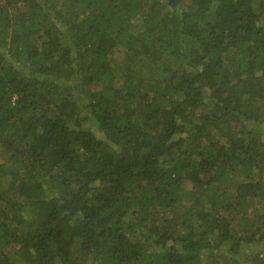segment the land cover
Segmentation results:
<instances>
[{"label": "trees", "instance_id": "obj_1", "mask_svg": "<svg viewBox=\"0 0 264 264\" xmlns=\"http://www.w3.org/2000/svg\"><path fill=\"white\" fill-rule=\"evenodd\" d=\"M264 264V0H0V264Z\"/></svg>", "mask_w": 264, "mask_h": 264}, {"label": "rangeland", "instance_id": "obj_2", "mask_svg": "<svg viewBox=\"0 0 264 264\" xmlns=\"http://www.w3.org/2000/svg\"><path fill=\"white\" fill-rule=\"evenodd\" d=\"M89 264H93V263H89Z\"/></svg>", "mask_w": 264, "mask_h": 264}]
</instances>
